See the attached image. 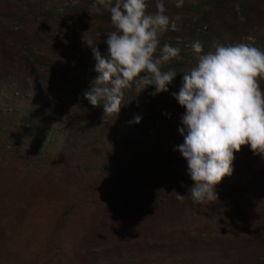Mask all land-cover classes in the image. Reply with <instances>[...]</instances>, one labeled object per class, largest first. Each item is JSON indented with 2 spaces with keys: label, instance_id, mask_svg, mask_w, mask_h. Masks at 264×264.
<instances>
[{
  "label": "rangeland",
  "instance_id": "1",
  "mask_svg": "<svg viewBox=\"0 0 264 264\" xmlns=\"http://www.w3.org/2000/svg\"><path fill=\"white\" fill-rule=\"evenodd\" d=\"M31 3L38 14L29 12ZM146 3L154 12L155 0ZM163 4L178 30L165 31L160 46L180 48L163 69L177 76L155 96L151 86L124 90L137 96L133 109L153 119L158 135L149 165L151 158L125 150L136 152L137 131L128 143L122 123L86 110L83 93L96 73L82 36L106 50L114 30L108 9L96 11L94 0H0V264H214L199 253L216 248L222 264H264V158L243 145L232 174L215 186L217 200H177L184 188L176 179L192 181L174 151L183 141L177 129L184 109L170 95L196 64L194 41L203 52L216 43L264 51V0ZM259 86L264 92V80ZM129 158L145 165L142 178L119 183L107 162L121 169ZM165 182L174 185L160 188Z\"/></svg>",
  "mask_w": 264,
  "mask_h": 264
},
{
  "label": "clouds",
  "instance_id": "2",
  "mask_svg": "<svg viewBox=\"0 0 264 264\" xmlns=\"http://www.w3.org/2000/svg\"><path fill=\"white\" fill-rule=\"evenodd\" d=\"M183 3L175 0V7ZM96 5L108 9L114 30L106 34L103 53L85 33L82 36L96 73L83 97L92 107L101 106L104 115L116 117L125 89L134 87L140 93L151 86L152 96L168 91L177 73L163 66L180 48L160 46L159 37L178 30V18L170 20L163 0H155L154 12L146 10V0H94ZM191 49L196 64L182 75L178 91L170 93L184 109L177 129L183 141L174 151L186 161L192 181L187 195L175 193V198L183 201L187 196L193 204H207L217 200L215 186L232 174L234 153L241 146L264 158V92L259 86L264 51L246 43H216L203 52L199 41ZM139 121L134 116L131 123Z\"/></svg>",
  "mask_w": 264,
  "mask_h": 264
},
{
  "label": "trees",
  "instance_id": "3",
  "mask_svg": "<svg viewBox=\"0 0 264 264\" xmlns=\"http://www.w3.org/2000/svg\"><path fill=\"white\" fill-rule=\"evenodd\" d=\"M38 8H39L38 3H36V4L31 3L29 12L31 14H33V15L34 14L36 15V14H38V11H37ZM105 13L108 14V12H105ZM100 17H103V15H101ZM168 44L170 45L169 42H168ZM170 65H171V63H170ZM33 68L36 69V67H33ZM48 73H49V71L44 73L43 76H47ZM39 74H42V73H39ZM135 97H137L136 94L134 96L133 93L132 94L129 93V92L126 93L123 96V99L121 101V108H120V111L117 114V116L115 117V114L108 115V116H113L112 119L122 123V125L124 127L123 129H125V132H126V139H127L128 143H132V141H131V139L129 137V134L132 133L133 131H137L138 132V139H137L138 144L136 146L137 147L136 152L133 149V147L129 146V145H127L125 147V150L130 152V153H132V154L136 153L138 156H142L143 155L146 158H151V161L149 162V165H150V164H153V161H154L153 158H154V156H156L155 151L153 150V147H150V146H151V144H154V140H157L156 139V135H158V134H156L153 130H151L152 122H153L152 116L151 115H145L144 114V109H142L140 107H139L140 109H133L134 105H135L134 103L137 100V98H135ZM89 108H91V109H93V110H95L97 112H102L103 111L102 109H101V111H98L97 107H92L90 104L86 103V110L88 111ZM78 109L80 110L81 107H78ZM134 116H139L140 117L139 123H131V121L133 120ZM124 137H125V134H124ZM130 158H132L131 155H130ZM130 158H129V162L127 164H125L124 167L121 168V169H117V168L115 169L111 163L107 162V164H108V172L110 170L113 171L112 175H114V178L119 183H122L125 180L126 176L135 177L137 179H139V178L141 179L142 178L141 175H140V171L139 170L143 169L145 167V165H142L141 167H139L138 163L137 164H132ZM146 169H148V171H149V169H150L149 166ZM133 173H134L135 176L133 175ZM176 181H175V183L182 185L183 188H184V189H181L179 194L182 195V193L187 192L188 188L190 187L188 185V183H185L187 181H182L181 182V181H179V179H176ZM189 184H192V183H189ZM173 185H174L173 183L166 185V182H165V183H162L159 187L160 188L169 189V188H172ZM170 191L172 192V190H170ZM146 197L147 196H146L145 193L141 194V199H142L141 203L146 201V199H147ZM135 200L138 201L137 199H131L130 202L132 203ZM184 201L187 204H192L191 200L187 196H185ZM182 248H183L182 252L185 251V253H187V251H188L187 248L188 247H182ZM223 254L224 253H223L222 249L219 250V248H216L215 251H211V253L201 252V253H199V256L201 257L202 261L203 260L206 261V259H211V260H213L214 264H222V260L224 258ZM230 262L232 263V260H230ZM236 264H240V262L238 261Z\"/></svg>",
  "mask_w": 264,
  "mask_h": 264
}]
</instances>
